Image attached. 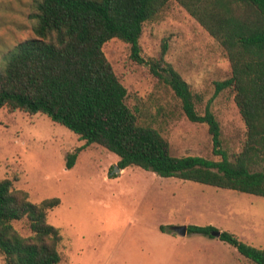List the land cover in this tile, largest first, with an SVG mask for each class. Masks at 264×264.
Instances as JSON below:
<instances>
[{
    "label": "rangeland",
    "instance_id": "rangeland-1",
    "mask_svg": "<svg viewBox=\"0 0 264 264\" xmlns=\"http://www.w3.org/2000/svg\"><path fill=\"white\" fill-rule=\"evenodd\" d=\"M38 1L0 0V64L21 42L36 38L31 13ZM139 45L140 62L128 43L114 39L105 45L138 122L158 130L177 155L221 158L207 124L185 114L169 83L172 66L190 84L198 112L209 106L216 115L220 148L230 156L238 153L246 126L234 90L216 88V81L231 75L220 43L171 0L145 23ZM84 144L46 114L0 108V176L27 190L32 201L61 199L48 213L64 237L59 264H255L219 237L181 235L172 227L213 225L264 247V196L164 177L136 165L117 171L119 156L99 144L85 146L68 168V154ZM0 264H6L3 256Z\"/></svg>",
    "mask_w": 264,
    "mask_h": 264
},
{
    "label": "trees",
    "instance_id": "trees-1",
    "mask_svg": "<svg viewBox=\"0 0 264 264\" xmlns=\"http://www.w3.org/2000/svg\"><path fill=\"white\" fill-rule=\"evenodd\" d=\"M170 1L39 0L31 13L36 38L21 42L0 64V108L46 114L84 140L83 147L68 154V168L85 146L99 144L119 156L121 170L136 165L164 177L264 196V0H174L220 43L230 62L231 75L216 81V88L234 90L246 126L242 148L231 156L220 148L221 126L214 112L207 106L200 114L190 84L168 68L185 114L207 124L220 159L177 155L158 130L140 124L105 52V45L118 39L130 44L140 62L144 25ZM60 203L57 196L32 201L27 190L0 176V256L6 264L62 262L64 237L48 220L49 210ZM212 230L213 225H188L190 233L212 236ZM219 238L253 263L264 264V247L228 230Z\"/></svg>",
    "mask_w": 264,
    "mask_h": 264
},
{
    "label": "water",
    "instance_id": "water-1",
    "mask_svg": "<svg viewBox=\"0 0 264 264\" xmlns=\"http://www.w3.org/2000/svg\"><path fill=\"white\" fill-rule=\"evenodd\" d=\"M116 170L117 171H120L121 169L116 165ZM172 228H173L174 231H176L177 233H179L181 235H185L188 232V225H186V224H183V225H175ZM221 232H222L221 230L216 229V230H212L211 231V234L213 236L220 237Z\"/></svg>",
    "mask_w": 264,
    "mask_h": 264
}]
</instances>
